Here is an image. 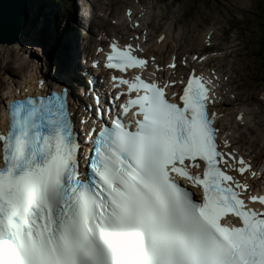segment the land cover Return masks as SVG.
Listing matches in <instances>:
<instances>
[{
    "label": "snow or ice",
    "instance_id": "snow-or-ice-1",
    "mask_svg": "<svg viewBox=\"0 0 264 264\" xmlns=\"http://www.w3.org/2000/svg\"><path fill=\"white\" fill-rule=\"evenodd\" d=\"M111 48L110 69L146 65L130 45ZM113 79L136 92L122 106L136 109V130L119 120L100 129L90 178H81L61 96L10 105L0 134V264H264V212L246 206V185L221 168L232 166L216 144L206 83L190 77L181 106L168 85ZM249 199L264 205V196ZM229 215L240 225H225Z\"/></svg>",
    "mask_w": 264,
    "mask_h": 264
},
{
    "label": "rangeland",
    "instance_id": "rangeland-1",
    "mask_svg": "<svg viewBox=\"0 0 264 264\" xmlns=\"http://www.w3.org/2000/svg\"><path fill=\"white\" fill-rule=\"evenodd\" d=\"M38 1H41V3H47L49 1V10H55L56 19L54 21V27L58 26V34L62 32V35L58 36L56 40L52 38V41H54L57 47V52L61 60H67V62L69 61L72 63L74 58H77L78 56V53L75 54L74 57L72 54L76 47L69 52L65 50V53L61 56L60 49L65 48L64 43L62 44L63 41L61 38L64 36V38H69L72 41L73 46H77L78 43H81L78 37L81 33L79 28L82 27V23L80 22L79 24L75 21V18L77 17L76 12L79 11L77 1L80 4H85L86 1L60 0L56 5H53L51 0H36V2L35 0H30L31 17L36 3H39ZM142 1L150 6L149 15L152 18L151 25L154 29L162 26V22H168L170 20L175 21L177 27L184 30L198 27L199 22L223 28L228 24V21L233 18L231 16L232 13L247 18L248 23H250L247 30L250 37V45L253 49L251 60L255 67L256 77V79L251 82L257 88L263 84L264 81L258 80V78H260L261 75H264V73L259 70V63L254 53L257 47L256 43L259 33V23L262 19L264 20V0H179L178 3H171V0H157L160 1L159 3H157L156 0ZM93 2L95 4V11H93V16L89 19L91 26L88 30H90L91 33L96 32L97 29H104L110 34L115 31L122 33L123 29L111 24L109 19L111 17L116 18L122 16L124 6L136 4L134 0H93ZM46 11L47 9L44 8V12ZM98 14H100L101 17L97 16ZM160 14L162 15L163 21L159 20ZM40 24H42V21H40L36 29L29 32L28 37H20L21 39H18L16 44H0V104L2 95L4 91L7 90V86L12 82L20 84L24 76L28 74V71L33 68L34 62L38 63L39 66L46 67L47 65L46 72L48 76H50V69L60 65L58 56L55 58L50 57V54L47 53V49H50V45L45 43L47 46L46 49L44 43L38 41ZM82 30L85 31V29ZM72 35L74 36V39L72 38ZM69 53L70 55L72 54L71 57L68 56ZM10 80H12V82H10ZM261 111L262 110L257 111V114Z\"/></svg>",
    "mask_w": 264,
    "mask_h": 264
},
{
    "label": "water",
    "instance_id": "water-1",
    "mask_svg": "<svg viewBox=\"0 0 264 264\" xmlns=\"http://www.w3.org/2000/svg\"><path fill=\"white\" fill-rule=\"evenodd\" d=\"M30 19V0H0V44L21 39Z\"/></svg>",
    "mask_w": 264,
    "mask_h": 264
},
{
    "label": "trees",
    "instance_id": "trees-1",
    "mask_svg": "<svg viewBox=\"0 0 264 264\" xmlns=\"http://www.w3.org/2000/svg\"><path fill=\"white\" fill-rule=\"evenodd\" d=\"M60 0H51L53 5H56ZM36 2V0H35ZM49 1L46 4L36 3L33 11H32V17L30 19L29 27L24 32L23 36L28 37L29 32H31L33 29H36L37 25L42 21V25H39V37L42 39H48L51 35H53L56 31H53L52 29V17H54V11L49 10L50 4H48ZM44 8L47 9L46 12H44ZM56 34V33H55ZM55 46L53 49H48L47 53L50 54V57H54Z\"/></svg>",
    "mask_w": 264,
    "mask_h": 264
},
{
    "label": "bare ground",
    "instance_id": "bare-ground-1",
    "mask_svg": "<svg viewBox=\"0 0 264 264\" xmlns=\"http://www.w3.org/2000/svg\"><path fill=\"white\" fill-rule=\"evenodd\" d=\"M111 1V0H110ZM39 3H41V1H38ZM41 4H46L45 2H43V3H41ZM120 4V3H119ZM108 10V9H107ZM107 19V18H106ZM75 21H77L79 24H80V22L75 18ZM119 21H120V23L122 24V21H123V19L122 18H119ZM108 22V21H107ZM30 24V23H29ZM106 25H108V24H106ZM29 26V25H28ZM105 26V25H104ZM102 28V27H101ZM73 36V35H72ZM65 37V36H64ZM64 37H62L63 39H62V43H67L68 44V50L67 49H65V48H63V49H60V54H61V56H62V54L63 53H65V50L66 51H72V49L74 48V47H76V49L75 50H73L74 52H72V54L74 55V53H77V52H79L80 51V49L77 47V46H73V43H72V41L69 39V38H64ZM22 38H23V36H22ZM73 39H74V37H72ZM14 44H16V43H14ZM87 44H90V39H88L87 40ZM5 45H7V43H5ZM163 46V45H162ZM71 54V55H72ZM71 55H70V53H69V57H71ZM66 58V57H65ZM64 63L66 64V63H69V61L67 62V60H64ZM35 66V67H34ZM42 68L41 67H39V65H38V63H33V68L31 69V70H29L28 71V73H29V77H28V82H31L32 80V78L35 76V74H40V76H44L45 74H46V71L45 70H41ZM64 69V68H63ZM26 77L24 76V78H23V80H22V82H21V84L19 85V86H21V87H25V86H27L26 85ZM10 85V84H9ZM40 91H41V89H39ZM264 95V94H263ZM108 98L109 99H111V97L110 96H108Z\"/></svg>",
    "mask_w": 264,
    "mask_h": 264
}]
</instances>
